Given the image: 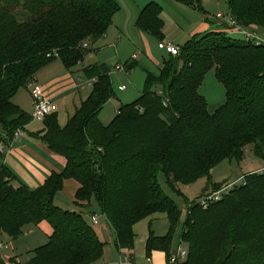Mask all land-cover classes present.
Segmentation results:
<instances>
[{"label": "trees", "instance_id": "1", "mask_svg": "<svg viewBox=\"0 0 264 264\" xmlns=\"http://www.w3.org/2000/svg\"><path fill=\"white\" fill-rule=\"evenodd\" d=\"M173 1L203 10L201 0ZM228 3L242 26L264 32V0ZM120 9L119 0H0V162L2 146L32 120L14 102L15 95L55 59L75 68ZM162 13L163 6L149 2L136 19L139 30L159 43L165 39ZM179 49L178 56L163 58L157 75L148 73L139 97L123 103L108 125L99 116L115 96L110 69L87 66L89 79L95 78L89 97L64 127L57 114L45 119L43 140L67 159L63 172L32 189L0 166V243L10 249L2 237H22L28 223L47 222L53 229L26 263L11 258L10 264L98 263L106 243L85 216L92 201L99 203L122 251L135 244V224L166 215L170 231L151 233L148 252L160 249L169 258L183 212L165 193L159 175L176 192L207 177L206 191L213 187V192L223 187L210 179L221 162L240 163L252 151L264 163V45L210 31ZM210 71L226 91L225 103L214 113L200 92ZM67 178L80 184L75 204L84 203L81 212L55 203ZM243 178L206 206L201 199H186L180 239L189 254L177 264H264V173L256 170Z\"/></svg>", "mask_w": 264, "mask_h": 264}, {"label": "rangeland", "instance_id": "2", "mask_svg": "<svg viewBox=\"0 0 264 264\" xmlns=\"http://www.w3.org/2000/svg\"><path fill=\"white\" fill-rule=\"evenodd\" d=\"M154 1L159 2L162 6H164L165 13H168L171 17L174 16L179 20L176 22L184 30V33L182 36L179 37L177 42L174 43L178 47L180 45L185 44L187 41L193 38V35L189 33L191 32L190 27L197 24L199 18L203 16L204 18L206 19L209 18L212 21L215 20L219 21L216 18L217 15L221 13L224 14L228 13L229 12L228 9L230 6L228 0H201V5H203L202 6L203 10L190 8L189 6L180 3L187 10L183 12L181 11L177 12L173 7L169 6L168 3H166V0H154ZM147 2L148 0H120L119 3L121 7H123V12H121L116 17V22H117L116 25H120L124 23L127 24L128 23L127 20L130 15V10H133L134 8L136 9L135 4L140 5V7L142 8V6ZM170 19H172L173 21V18ZM172 21L169 20V23L167 22V25L172 24ZM238 23L241 24L239 21ZM116 25L115 26L112 25L108 29L109 30L108 39L106 40L102 39L100 43L96 44L91 49V51L84 56L83 61H81L83 62L84 65H89V64L92 65V63L99 62L100 65L108 66L110 69V74H111L110 76H111V81H113L115 96L112 97L103 108V112L101 113L100 119L101 121L104 122H108L115 115V113H117V107L119 103L134 102L137 99V97H139L140 94L138 93L143 90L146 84V80H147L146 78L148 73H153L155 75L159 73V71L158 73H156L157 67L156 64L153 63V60L155 58L162 59L161 58L162 54L164 56H167L166 50L162 51L158 48L159 41L157 38L153 37L152 35H146L149 37L148 39H141L137 35L134 36V34L130 33L127 29L121 32L120 34L116 35L115 34ZM220 26L223 27L224 29L222 31L226 33H230L228 31V26L226 23L220 22ZM253 27L259 30V32L263 31L262 28L258 26H253ZM130 29L131 31H136V29H134V26H131ZM113 34L114 36H112ZM111 36L114 39L113 41H110V39H112ZM237 37H241V36H237ZM135 55H137V57H135ZM132 64L135 65V67L132 68V71H129V67ZM118 66L126 67L127 72H125L122 69L118 70L117 69ZM211 77H214V71L209 72V74L206 76L207 80L203 83L202 87L205 85V83L206 85H209V83L212 82ZM122 85H126L128 88L126 90L120 91L119 88L122 87ZM31 86L29 87L31 88ZM92 88L93 86L86 85L84 87H81L80 90L78 89L72 90L67 95L68 97L71 98L72 102L73 99H76V104H78L81 96L88 97V93H90V89ZM214 93L216 92H213V94ZM209 106H210V112L215 111L220 107V105H216V103L213 104L212 102L210 103ZM262 168H264V163L257 156L255 157L252 154V151H250L247 154L246 158H244V160H242L240 163H238L235 160L234 161L225 160L221 162L218 166L213 168L212 172H210L211 174L210 179L215 183L222 185H226L227 183H233L234 186L236 184L242 183L244 179L243 177L246 174H249L251 172H256V170H261ZM159 181L165 193L171 196L178 204L179 208L182 209L183 213H182L181 226L176 230L174 239H175V245H178V247L181 246L184 250H186L187 247L184 244H178L180 241V235L182 233V229L184 225L182 223L188 212L187 209L188 203L186 202V199H189L190 201H193L198 198L199 200L203 199L205 195H207L205 194L206 190L204 189L208 185L209 179L207 177H203L199 179L197 183L189 184V185H185V184L180 185L179 192L174 191L170 187V185L165 179V176L162 173L159 175ZM211 189H213V187H211L207 191L211 192ZM66 190L65 189L61 190L56 194L61 196H59L57 200L54 198L56 200L55 203L57 206L61 208L67 210L68 209L73 210L74 208L73 203H75L77 200V198H75L76 194L74 195V197H72V195L70 194H67V196H62L67 193ZM89 212L98 214L99 222H100L99 227L103 234L102 240L106 243V248L104 250V258L102 259L101 264H112V260L116 256V253H118V247L115 244V242L112 241L113 236L110 233V230H108L107 220L103 212H101L99 203L93 201L91 210L90 209L89 211L85 210L84 212L86 218L88 220H91L90 217L92 214H90ZM46 223L47 222H44L39 226L33 223L25 224L24 226L25 233L22 237L16 240L6 239V242L10 246V249H8V251L4 252L0 256L1 263L10 264L11 263L10 258L12 255L17 256L16 262L26 263V261L30 259L31 252L33 250L37 249L41 245H44L46 244V242H48L49 236L47 234L49 233V230L45 227ZM152 225L153 228L151 227L149 231V236L151 233H153L155 236L156 235L164 236L168 234L170 231L169 222L166 225H164L161 220H156L152 223ZM12 258L16 259V257H12Z\"/></svg>", "mask_w": 264, "mask_h": 264}, {"label": "crops", "instance_id": "3", "mask_svg": "<svg viewBox=\"0 0 264 264\" xmlns=\"http://www.w3.org/2000/svg\"><path fill=\"white\" fill-rule=\"evenodd\" d=\"M149 2H156V1L148 0V2L145 3L142 6V8L140 7V5L135 4L136 9L134 8L133 10H130V15H129L128 20H127L128 23L116 25V23H117L116 17L121 12H123V7H121V5H120L121 9L113 18V23H114L113 25L114 26L116 25L115 34L118 35L127 29L130 33H133L134 36L137 35L141 39H148L149 37L146 36L148 34L142 32L137 27L136 19L138 18L142 9H144ZM157 3H159V2H157ZM166 3H168L169 6L173 7L175 9V11H177V12L178 11L183 12V11L187 10L179 2H174L173 0H166ZM170 18H173V21ZM162 19L163 20L166 19L165 20V27H164V31H163V33L165 35L164 41L165 42H172L173 44L176 43L177 40L179 39V37L182 36L184 33V30L176 22L179 20L176 17H174V16L171 17L168 13H165L164 6H163ZM169 20L172 21V24L167 25V22L169 23ZM190 20H192V19H190ZM131 26H134V29H136V31H131V29H130ZM219 26H220L219 21H217V20L212 21L211 19H209V18L206 19L202 16L197 21V24L190 27L191 32H189V33H191V35H193V36H196V35H200V34L201 35L206 34L207 32H210V31L222 32V30H224V29H223V27H221V26L219 27ZM108 33H109V30L107 31L105 36H103V38L99 39L97 42H95L93 45L90 46L91 49L96 44L100 43L102 39H105V40L108 39V37H109ZM112 36H114V34ZM113 40L114 39L112 37V39H110V41H113ZM112 45H113V43H112ZM158 48H159V46H158ZM91 49H90V51H91ZM160 50H162V49H160ZM166 54L168 55L167 51H166ZM164 57L165 56L162 54L161 55L162 59L155 58L153 60V63L156 64V67H157L156 73H158L159 68L162 65L161 63H162V60ZM96 63L99 64V62H96ZM92 64H94V63H92ZM90 65L91 64L84 65L83 62H80L77 64V66L75 68L69 69L64 65L62 60L58 58V59H55L50 64H48V66L45 67L36 77L35 82L43 85L45 88V92H46L47 96L51 97L52 100L58 104L59 108L56 111V113H54V114H57L58 123L62 127H64L65 124L70 119V117H72L76 113V110L79 108L81 103L89 97L90 93H88V97H82L81 96L79 103L76 104V99H73V102H72L71 98L68 97L67 94H69V92H71L72 90H75V89L80 90L81 87H84L81 85L77 86V84L81 83V81L89 79L90 74L85 69L87 68V66H90ZM214 77H215V74H214ZM214 77H211L212 82L209 83V85H206V83H205V85L203 87H201L200 92L205 96L207 103H208V106L212 102L213 104L216 103V105H220V107H221V105H223L225 103V100H226V91H225L223 84L221 82H219L217 77H215V79H216V81H215ZM127 88L122 89V90H126ZM30 89H31L30 87L29 88L28 87L27 88H21L20 91L15 95V97L13 99H14V102L20 108H22L26 113H28L29 115L32 116V114H33L32 111L34 108V101L30 95ZM91 90L92 89H90V92H91ZM119 90L122 91L120 88H119ZM213 92H216V93L213 94ZM122 104H123V102L119 103V105L117 107V113L119 111L118 110L119 107ZM215 111H211V113H214ZM209 112H210V106H209ZM117 113H115V115L108 122H104V121H101V122L104 125H108L109 122L116 116ZM100 116H101V114H100ZM45 129H46L45 119L44 120L32 119L28 124L23 126L21 136L18 139L12 140L11 143H8L7 145L4 146V149H3L4 159H3V162H0V166L2 164H5L7 167H9L11 169L12 172L15 173L17 178L22 183L26 184L27 186H30L32 189H36L39 186H41L46 181V179L52 175V173H54V172L61 173L64 171V169L66 167L67 159L63 155H60L59 153L50 149L48 144L46 143V141L43 140V136L45 134V132H43V131ZM79 187H80V184H78V182L75 179L67 178L64 181V189L66 190L68 188L66 190L67 193L62 195V196H67V194H70V195H72V197H74V195L76 194ZM204 190H206V188ZM208 193H211V192L206 191L205 194H208ZM59 196H61V195H56L55 199L57 200V198ZM92 202H91V206L89 208L90 210L92 208ZM73 206H74L73 210H76L79 212H81L83 209H85L84 203L81 206L73 203ZM89 209H88V211H89ZM90 214H92L91 216H93V214L97 215L96 213H90ZM145 219L146 220H143L140 223L138 222L137 224L134 225L135 226V232H136L135 238H134L135 244L132 248H128V250H127L128 255H129V260L131 261L132 264H169L171 257L175 254V252L181 246L178 247V245H175V243H174V245L171 249V252H170L171 256L169 258H168V254H166L165 251L160 250V249L152 250L151 252H148V241H149L148 236H149V231H150L151 227L153 228L152 223L156 220H161L162 223L164 225H166L169 222L168 218L166 217V215L156 214V215L150 216V217L145 218ZM89 222H90V220H89ZM42 223H44V222H42ZM99 225H100V222L98 223V226H95L96 227L95 229H96L100 239L102 240L103 234H102V231H101ZM45 227L49 230V233L47 235L50 236L53 229L50 227V225L48 223H46ZM107 227L113 236L112 241H114L115 235L113 233V230L111 229V227L109 225H107ZM2 238L5 240L8 239V238H4V237H2ZM178 244H181V239H180ZM125 251H122V250H120V248H118V253H116V256L112 260V264H119V261L122 258L120 253L124 254ZM12 257H16V259H17L16 255L15 256L12 255L11 258ZM103 258H104V254H103ZM106 258H108V257H106ZM102 259H100L99 263H97V264H101ZM125 259H126V257H125Z\"/></svg>", "mask_w": 264, "mask_h": 264}, {"label": "built area", "instance_id": "4", "mask_svg": "<svg viewBox=\"0 0 264 264\" xmlns=\"http://www.w3.org/2000/svg\"><path fill=\"white\" fill-rule=\"evenodd\" d=\"M220 22L226 23L228 26V31L230 32L231 35L234 37L241 36L244 40L248 42H254L255 44L258 45H264V32L257 30L253 26L251 28H247L242 26L241 24L238 23V21L233 17L232 13L229 11L228 13L224 14H218L216 17ZM263 35V36H262ZM87 45H84L86 47ZM159 48L162 50H166L168 54H171L173 56H178L180 53V49L178 46L174 45L172 42H162L159 43ZM137 57V55H135ZM119 70H124V66L118 67ZM126 72V71H125ZM95 82V78L88 79L81 81V83H78L77 86H93V83ZM127 88L126 85H122L120 89H125ZM30 95L31 98H33L34 101V108H33V114H32V119L34 120H44L46 117H49L51 114L56 113L58 110L59 106L57 103H55L51 97H48L45 88L43 85L40 83H37L34 81V84L31 86L30 89ZM22 128L17 130L14 133L13 139H18L21 136ZM2 149H4V146H2ZM261 173H264V168L259 170ZM233 187V183H227L226 185H223V187L220 190L213 191L211 193H208L205 195L203 199H201V204L206 206L211 202H214L216 200L223 199L229 192V190ZM93 225L97 226L99 223V218L98 215H95L91 218ZM8 249V246L0 243V255L2 254L3 251ZM188 251L187 248L184 250L182 247H179L178 250L175 252V254L171 257L169 264H177L179 260H186L188 257ZM126 257V259H125ZM1 264V262H0ZM119 264H132L131 261L129 260V255L128 251L126 250L125 253L123 254V258H121Z\"/></svg>", "mask_w": 264, "mask_h": 264}]
</instances>
